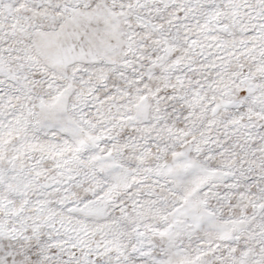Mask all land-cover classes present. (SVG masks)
<instances>
[{
	"label": "snow or ice",
	"instance_id": "obj_1",
	"mask_svg": "<svg viewBox=\"0 0 264 264\" xmlns=\"http://www.w3.org/2000/svg\"><path fill=\"white\" fill-rule=\"evenodd\" d=\"M0 264H264V0H0Z\"/></svg>",
	"mask_w": 264,
	"mask_h": 264
}]
</instances>
